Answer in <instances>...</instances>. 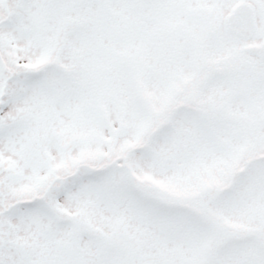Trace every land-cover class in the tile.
I'll return each mask as SVG.
<instances>
[{"label":"snow or ice","instance_id":"1","mask_svg":"<svg viewBox=\"0 0 264 264\" xmlns=\"http://www.w3.org/2000/svg\"><path fill=\"white\" fill-rule=\"evenodd\" d=\"M0 264H264V0H0Z\"/></svg>","mask_w":264,"mask_h":264}]
</instances>
